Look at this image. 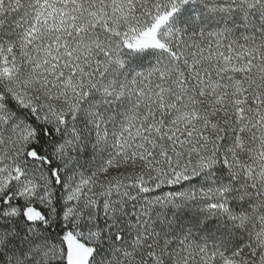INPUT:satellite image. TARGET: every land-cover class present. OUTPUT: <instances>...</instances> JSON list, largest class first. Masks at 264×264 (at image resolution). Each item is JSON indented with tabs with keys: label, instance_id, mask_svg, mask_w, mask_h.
<instances>
[{
	"label": "snow or ice",
	"instance_id": "obj_1",
	"mask_svg": "<svg viewBox=\"0 0 264 264\" xmlns=\"http://www.w3.org/2000/svg\"><path fill=\"white\" fill-rule=\"evenodd\" d=\"M0 264H264V0H0Z\"/></svg>",
	"mask_w": 264,
	"mask_h": 264
}]
</instances>
